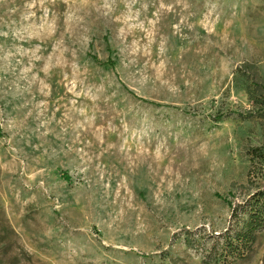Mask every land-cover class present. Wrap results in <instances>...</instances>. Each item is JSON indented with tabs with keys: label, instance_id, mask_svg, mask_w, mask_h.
<instances>
[{
	"label": "rangeland",
	"instance_id": "rangeland-1",
	"mask_svg": "<svg viewBox=\"0 0 264 264\" xmlns=\"http://www.w3.org/2000/svg\"><path fill=\"white\" fill-rule=\"evenodd\" d=\"M262 147L264 0H0V264H207Z\"/></svg>",
	"mask_w": 264,
	"mask_h": 264
},
{
	"label": "trees",
	"instance_id": "trees-1",
	"mask_svg": "<svg viewBox=\"0 0 264 264\" xmlns=\"http://www.w3.org/2000/svg\"><path fill=\"white\" fill-rule=\"evenodd\" d=\"M247 159L248 174L260 173L261 183L246 201L233 209V222L227 231L214 237L212 247L204 250L207 264L249 263L264 234V147L249 150ZM186 241L192 245L191 236L187 235Z\"/></svg>",
	"mask_w": 264,
	"mask_h": 264
}]
</instances>
